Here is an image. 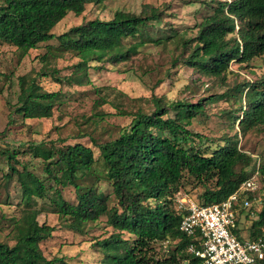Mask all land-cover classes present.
<instances>
[{
  "label": "trees",
  "instance_id": "16d2710c",
  "mask_svg": "<svg viewBox=\"0 0 264 264\" xmlns=\"http://www.w3.org/2000/svg\"><path fill=\"white\" fill-rule=\"evenodd\" d=\"M104 1L0 0V42L14 47L22 58L39 45L56 40L62 52L78 58L75 71L87 70L94 63L117 64L146 43L160 45L169 40L149 37L148 28L160 21V11L153 7H145L140 14L116 11L109 20L95 18L58 36L52 33L68 14L80 16L87 5ZM179 39L187 54L174 58V63L181 60L205 77L222 79L230 62L242 65L264 56V0L218 2L197 24L192 39L183 35ZM40 75L47 73L37 77ZM54 81L61 83L62 79L55 77ZM233 89L242 96L233 112H223L230 118V127L237 125L241 135L264 129V74ZM59 94L44 91L35 77L26 89H20L14 112L23 120L48 119L53 99ZM212 99L166 103L152 97L151 113L135 112L116 138L95 144L104 167L102 180L110 187L107 195L97 184L80 183L93 175L97 161L93 150L81 143L61 148L34 146V155L44 165V178L10 164L11 174L18 177L24 206L19 218L12 219L16 230L13 244L0 242V264H64L59 258L46 259L39 247L54 231L38 223L40 210L34 208L36 200L47 198L67 222L65 227L73 231H82L87 224L106 217L113 233L96 242L103 255L98 264H199L187 252L193 239L179 230L186 212L175 210L172 204L182 179L200 188L196 203L206 206L225 200L256 170L253 158L237 147V135L233 140L223 138V146L210 148L201 142L205 139L202 135L187 129L189 121L204 115L205 105ZM2 153L8 162L16 161V152ZM257 170L261 204L259 210H247L256 216L247 239L264 234V159ZM59 187H71L74 202L62 199ZM111 197L114 203L109 206ZM235 234L241 239L238 229ZM156 242L174 243V250L158 255L153 248Z\"/></svg>",
  "mask_w": 264,
  "mask_h": 264
},
{
  "label": "rangeland",
  "instance_id": "374dc122",
  "mask_svg": "<svg viewBox=\"0 0 264 264\" xmlns=\"http://www.w3.org/2000/svg\"><path fill=\"white\" fill-rule=\"evenodd\" d=\"M224 1L231 0H106L87 5L80 16L68 14L52 30L55 36L95 18L109 20L116 11L140 14L145 7L160 11V21L148 28V34L153 40H169L160 45L146 43L125 61L113 65L94 63L87 70L74 71L78 58L62 52L56 40L39 45L22 58L14 47L0 42V242L13 244L16 230L12 219L19 218L24 206L18 177L11 174L10 164L19 171L26 167L38 178H44V165L41 158L34 155V146L61 148L81 143L93 150L97 161L93 175L86 176L80 183L97 184L99 191L107 195L110 187L102 180L104 167L95 144L116 138L129 126L135 112L151 113L152 97L166 103H196L213 97L205 105L204 115L189 121L187 129L202 135L205 139L201 142L210 148L223 146V138L233 140L237 135V147L253 158L258 169L264 159V129L241 135L237 125L230 127V118L223 112H233L241 103L242 94L235 92L234 86L255 81L264 74V56L242 65L230 62L222 79L205 77L183 65L181 60L173 62L174 58L187 54L179 44V36L192 39L201 19L210 14L218 2ZM41 72L47 75L37 77ZM35 77L44 91L60 94L53 99L50 118L23 120L14 112L15 103L20 89H26ZM55 77L62 79L61 83H56ZM82 135L85 137L79 139ZM4 151L16 152V161L8 162ZM257 181L261 187L260 178ZM59 190L62 199L74 202L71 187H59ZM199 193L198 186L182 179L178 192L173 195V207L175 210L183 208L182 199L198 201ZM35 202L34 208L40 210L38 223L54 228L52 236L39 245L46 259L59 258L64 264H98L102 260L96 242L113 233L105 216L77 232L65 227L67 222L54 211L50 198ZM113 203L111 197L108 205ZM260 204H253L252 210H259ZM254 220L256 216L249 215L246 209H237L241 239L248 238ZM174 246L168 242L153 244L155 253L161 256L173 251Z\"/></svg>",
  "mask_w": 264,
  "mask_h": 264
},
{
  "label": "built area",
  "instance_id": "2783aa9c",
  "mask_svg": "<svg viewBox=\"0 0 264 264\" xmlns=\"http://www.w3.org/2000/svg\"><path fill=\"white\" fill-rule=\"evenodd\" d=\"M258 170L225 200L201 206L182 199L181 211L186 214L180 222L182 234L193 239L187 252L199 264H264V234L255 239H239L235 232L237 209L250 210L261 203ZM181 203V202H180Z\"/></svg>",
  "mask_w": 264,
  "mask_h": 264
}]
</instances>
